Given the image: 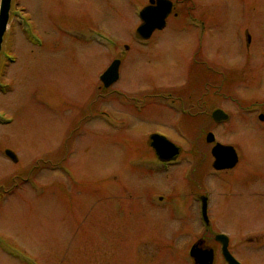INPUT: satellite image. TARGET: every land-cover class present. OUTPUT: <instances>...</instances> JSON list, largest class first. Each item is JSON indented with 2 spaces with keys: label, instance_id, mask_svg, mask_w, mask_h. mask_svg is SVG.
I'll return each instance as SVG.
<instances>
[{
  "label": "rangeland",
  "instance_id": "obj_1",
  "mask_svg": "<svg viewBox=\"0 0 264 264\" xmlns=\"http://www.w3.org/2000/svg\"><path fill=\"white\" fill-rule=\"evenodd\" d=\"M239 1L218 0L221 26L202 32L219 48L236 42L238 24L251 34L245 82L213 95L184 72L195 33L178 19L136 38L148 0H12L0 51V264H193L191 244L204 238L215 251L216 232L241 264H264V0L243 10ZM118 56L119 78L103 88L100 72ZM213 100L225 122L208 119ZM182 101L192 109L172 110ZM134 103L144 109L136 120ZM120 110L130 126H119ZM151 130L181 146L184 160L150 175L131 162L150 150ZM209 130L238 155L217 175ZM194 164L198 184L179 175ZM219 254L214 264H225Z\"/></svg>",
  "mask_w": 264,
  "mask_h": 264
},
{
  "label": "flooded vegetation",
  "instance_id": "obj_2",
  "mask_svg": "<svg viewBox=\"0 0 264 264\" xmlns=\"http://www.w3.org/2000/svg\"><path fill=\"white\" fill-rule=\"evenodd\" d=\"M170 1H171V6H169L170 9H169V11L165 17L164 26H167L168 21L171 18H174V19L179 20V23H177L178 27H181L183 29V31H191L192 30L195 33L194 34L195 39L193 40V43L191 44L190 51L186 52V55H185V59L187 61L185 63L184 72L186 71L187 78L192 79V77H194V78H199V79H205V81L203 83V84H205L204 87L206 90H209L208 92L210 94H213V95L218 94L219 91L220 92L224 91V93L226 94L227 91H229L231 84H233V83L238 84L241 81H242V83L245 82V38H246V46H248L249 43H251V34L247 30H245V23L238 24V25H240V32L238 33L239 37L237 39H235L236 42L233 43V45H231V46H230V44L220 45V48H219V45L217 43H215V41L213 39H208L209 38L208 36H206L203 39L204 35L202 34V32H204V31H208L210 33L214 30H217V28H220V26H221V24H218L214 20V16H213L214 15L213 11L217 10L218 0H170ZM180 1H182V2H180ZM209 1L211 2L210 7L205 5V4L209 3ZM177 2L182 4V5L178 6ZM244 2H245V0L239 1V9L243 10L245 8ZM164 26H162V27L164 28ZM198 31H200V33H198ZM138 40H141V39H138ZM141 42H143V41H141ZM124 47H125V49L128 48V46H126V44L124 45ZM229 57L230 58L232 57V60L234 58H236V60H233V61H234V63L238 64L236 66H239L240 69L238 68V70H235V69L229 67V65H233L231 63L232 61L228 60ZM113 59H119V68L117 70H118V72H120V66H121L120 56L114 57ZM113 59H111L110 63L113 61ZM107 66L104 67V70L107 68ZM234 75H236L235 78H234ZM118 78H119V76H118ZM116 81H117V79H116ZM102 86H103V88L105 87L103 85V83H102ZM225 88H227V90H225ZM227 96H228L227 100L228 99L231 100L229 95H227ZM201 100L202 99L200 98L194 107L200 106ZM213 102L211 104L212 107H210V111L207 112L208 119H210V121H213L214 123L220 122V121L225 122V120L228 119L229 114L227 112H225V110H223L222 108H220L216 105V104H218V102H216V100H213ZM157 105L159 106L158 109L166 110V108H168L165 103H159ZM170 105H174V107H176V109H172V110L182 111V110H184L185 106H187L189 109H192L191 105H193V104H191V103L186 104L184 101H182L180 103H176V104L172 103ZM142 106H143L142 104H138V103L132 104L131 110H134L135 113H133L130 110L131 112H128L129 113L128 115H131L133 118L134 117L136 118L138 113H141L142 111H144V109H142ZM181 108H183V109L181 110ZM216 108L222 109L227 114V117L226 118L224 117V119H220V120L212 118L211 113ZM145 110H147V109H145ZM138 111H140V112H138ZM123 112H124L123 110H120V112L117 111V114H116L117 118L119 120V126L121 128L125 127V126H123L124 120L127 122V126H130V123L133 120H136L135 118L133 120L131 119L132 121L129 123V121L127 119H125V118L123 119L121 117V114ZM143 113H142V116L144 118L145 116L143 115ZM260 114H263V118H261L260 120H264V113H260ZM258 118H259V114H258ZM141 120H143V119H141ZM144 120L146 121V119H144ZM152 132H158V133L166 135L164 132H162L160 130H151L146 134V137L148 138ZM122 134L124 136H126L124 133H122ZM166 136H167V138H169L168 135H166ZM130 138L134 139V136H129L128 139H130ZM137 138H141V137H137ZM217 141H219V140L215 139V141L212 143V145L214 143H216ZM219 142H222V141H219ZM222 143H225V142H222ZM227 144H230V143H227ZM147 145L150 148L148 153H142L141 152V153H137V155H132L133 157H135V159L139 160L137 163L131 162L132 166L134 165L133 169H135V170L138 169L142 173H146V174L151 175V174H154L157 172H164V169L166 170L167 167L175 166L176 160L179 157L181 158V160L182 159L184 160V157H182V154H183L182 147L179 146L178 144H177L179 147L178 154L176 155L175 159L170 160V161L159 160L157 152L155 151L154 147H152L150 144V139L147 140ZM212 145H211V147H212ZM211 147H210V150H211ZM210 154H211V151H210ZM192 155L194 156V154H192ZM210 156H212V155H210ZM237 162H238V155H237ZM212 163H213V157H212V161H211V165H210L213 168ZM213 169L216 172L215 174L217 175L219 172L224 171V170H228L230 168H224V169L213 168ZM196 170L198 171L196 165L194 167H191L190 169L184 168L179 173V175L182 177L183 180H191L192 179V181H194L195 183L198 184L200 182H199L198 176H196V173H195ZM172 197H174V193H171V194L169 192L166 193L167 201H170V200L173 201L174 198H172ZM164 198H165L164 195H162V194L158 195V199L159 200L163 199V202H165ZM1 201H3L2 198H1ZM150 203L153 204L154 203L153 200H151ZM163 204L164 203H162L161 206ZM215 234L216 233H213V235H211L213 237L215 243L218 245V247L216 248L215 251H219L221 253V245L217 240H215V238H214ZM213 251H214V248H213ZM215 251H214V254H215ZM219 255L221 256V254H219ZM193 264H195V263H193ZM212 264H214V262Z\"/></svg>",
  "mask_w": 264,
  "mask_h": 264
},
{
  "label": "water",
  "instance_id": "obj_3",
  "mask_svg": "<svg viewBox=\"0 0 264 264\" xmlns=\"http://www.w3.org/2000/svg\"><path fill=\"white\" fill-rule=\"evenodd\" d=\"M12 0H0V51L5 31L8 26L10 18ZM170 0H150V3L142 7L139 11L140 24L136 28V35L139 38L150 37L152 31L156 28H161L165 22V17L170 9ZM119 60L113 59L108 67L100 75V80L104 86H109L118 78ZM212 118L220 120L227 117V114L220 108H216L211 113ZM262 118L263 115L261 114ZM207 142L214 140V135L211 131L205 135ZM150 144L154 147L159 158L172 159L179 151V147L171 140L166 138L163 134L152 133L150 135ZM7 156L12 160H16L14 153L8 149L5 150ZM211 153L214 157L212 166L216 169L229 168L237 163V154L232 145L216 142L211 148ZM202 214L207 220V199L202 196ZM215 239L220 241L222 246V253L228 264H241L227 249V236L219 233L214 235ZM189 253L195 264H212L214 258V251L212 247H204L203 239L196 241L190 248Z\"/></svg>",
  "mask_w": 264,
  "mask_h": 264
}]
</instances>
